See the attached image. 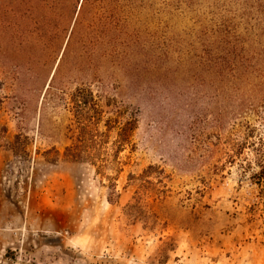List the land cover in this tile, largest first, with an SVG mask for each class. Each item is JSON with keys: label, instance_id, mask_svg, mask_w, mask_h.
I'll return each mask as SVG.
<instances>
[{"label": "rangeland", "instance_id": "1", "mask_svg": "<svg viewBox=\"0 0 264 264\" xmlns=\"http://www.w3.org/2000/svg\"><path fill=\"white\" fill-rule=\"evenodd\" d=\"M214 11L237 14L246 51L263 56L264 72V14L255 7L247 14L228 0L173 11L162 0H0V138L5 145L20 134L28 143L18 154L0 149V263L264 264L254 156L247 148L228 158L249 124L264 140V85L240 82L244 91L232 98L261 114L225 112L189 35L198 12ZM81 85L139 111L138 149L122 155L115 204L94 167L62 155L67 101ZM149 165L169 176L166 196L138 198L140 180L129 174Z\"/></svg>", "mask_w": 264, "mask_h": 264}, {"label": "trees", "instance_id": "2", "mask_svg": "<svg viewBox=\"0 0 264 264\" xmlns=\"http://www.w3.org/2000/svg\"><path fill=\"white\" fill-rule=\"evenodd\" d=\"M90 1V0H84ZM94 1V0H92ZM100 1V0H99ZM141 3H151V0H135ZM167 10H178L181 6L194 9V4L201 0H162ZM225 2L227 0H218ZM242 4L245 12L249 14L252 7L264 14V0H228ZM211 12V17L206 13L198 12L194 18V24L190 31V37L200 46L198 63L206 66L211 74V86L218 85L215 96L223 97L224 110L232 108L237 113L261 114L254 103H246L245 100L234 102L233 97L239 96L245 86L254 89L255 79H259V87L264 85V72L261 69V54L249 55L246 51L244 34L239 30V21L236 13L231 11ZM253 78V79H251ZM3 81L0 76V108L4 102L1 96ZM240 98V97H238ZM259 105L264 104V99H258ZM66 109L70 114L67 129L69 143L64 147L63 157L67 161L90 164L94 167L96 175L101 181H108V201L115 204L119 201L121 193L118 191L117 181L127 164L128 155L138 149L136 133L139 128V111L132 105L119 100L118 97L96 92L91 86L81 85L76 87L69 95ZM248 133L243 140L233 145L231 153H228L230 163L235 162L236 157H242L245 150H251L254 156V165L257 170L251 174L252 183L258 187L261 200L264 203V140L258 136V129L248 125ZM6 127L2 128V135L6 133ZM5 148L18 154L25 151L27 142H23L21 135L17 134L13 142L2 144ZM22 141V142H21ZM57 158L59 157V151ZM54 159L56 162L58 159ZM252 167V164H249ZM139 179V188L136 192L138 198L142 195H152L160 198L167 195V180L165 170L159 165H149L143 173L136 177L129 174V179ZM135 207L127 205L131 212Z\"/></svg>", "mask_w": 264, "mask_h": 264}, {"label": "water", "instance_id": "3", "mask_svg": "<svg viewBox=\"0 0 264 264\" xmlns=\"http://www.w3.org/2000/svg\"><path fill=\"white\" fill-rule=\"evenodd\" d=\"M0 264H8V263H0Z\"/></svg>", "mask_w": 264, "mask_h": 264}]
</instances>
